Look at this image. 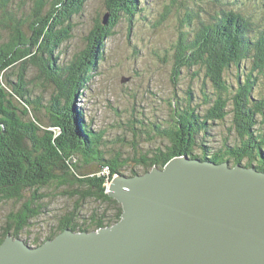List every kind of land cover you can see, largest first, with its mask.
Here are the masks:
<instances>
[{
  "label": "trees",
  "instance_id": "1",
  "mask_svg": "<svg viewBox=\"0 0 264 264\" xmlns=\"http://www.w3.org/2000/svg\"><path fill=\"white\" fill-rule=\"evenodd\" d=\"M87 1L0 0V33L5 34L0 40V204L23 201L6 216L0 244L7 235L19 238L30 220L40 215L38 203L45 194L39 191L44 188L75 199V206L45 238L32 240L33 246L65 229L91 232L115 224L121 206L108 196L107 187L124 168L142 167L127 175L143 174L187 155L264 171V1L248 0L252 5L247 14L239 0H207L199 8L182 4L184 11L177 7L179 26L188 31L180 33L171 48L174 75L183 67L201 73L202 83L212 88L202 96L206 108L192 104L188 90L185 103L168 100L170 115L162 125L132 114L123 125L134 136L128 139L120 131L118 143L109 140L104 130L94 129L93 121L75 104L96 64L104 59L106 41L115 35L121 19L132 22L138 0H102L104 10L96 13L86 33V49L62 63L60 48L72 38L75 20L84 15ZM105 14L109 19L103 25ZM89 49L92 53L87 55ZM232 66L237 88L234 83L228 85L225 75ZM31 70L35 72L30 77ZM209 121L222 122L238 142L231 145L226 136L222 148L207 151L201 140ZM139 135L151 140L148 151L142 152L138 145ZM124 144L133 155L122 152ZM197 149L202 153L196 154ZM91 165L97 169L84 170ZM26 191L31 192L29 198ZM88 202L98 206L82 217Z\"/></svg>",
  "mask_w": 264,
  "mask_h": 264
},
{
  "label": "water",
  "instance_id": "2",
  "mask_svg": "<svg viewBox=\"0 0 264 264\" xmlns=\"http://www.w3.org/2000/svg\"><path fill=\"white\" fill-rule=\"evenodd\" d=\"M109 15L103 16V25ZM119 220L32 247L7 235L0 264H264V171L181 155L114 174Z\"/></svg>",
  "mask_w": 264,
  "mask_h": 264
},
{
  "label": "rangeland",
  "instance_id": "3",
  "mask_svg": "<svg viewBox=\"0 0 264 264\" xmlns=\"http://www.w3.org/2000/svg\"><path fill=\"white\" fill-rule=\"evenodd\" d=\"M173 1L176 3L174 6ZM239 1L245 8L243 14H247L248 6L252 3L248 0ZM206 2L207 0H138V10L132 22L121 19L115 29V35L106 41L104 59L96 64L91 81L88 82L83 96L78 99V104H75L76 107L84 110L88 121H93L94 129L104 130L109 140L115 139L117 143L119 142L117 136L121 135L120 131L125 132L126 138L131 139L134 133L132 131L130 133L123 124L132 118V114L146 122L149 120L154 124L159 122L162 125L170 115L168 100L185 103L189 97L186 93L188 90L191 91L192 104L201 105L203 110L206 108L201 100L203 94L212 92L211 85L203 84L200 78L201 73H193L195 69L183 67L176 77L172 59L174 51L171 49L179 34L188 31V28L179 26L180 16L176 13L177 7L182 6L181 11H184L183 5L185 4L188 6L192 4L199 8ZM103 10L102 0L87 1L84 15L75 20L72 38L60 48L62 63H67L73 54L86 49L87 43L84 40L86 33L96 13ZM253 13L255 14L254 11ZM4 35L0 33V40L5 38ZM90 53H92L91 49L86 54ZM34 72L31 70L30 77ZM226 74L228 85L234 83L237 88L235 67L232 66L231 71H227ZM261 86L263 92L264 85ZM253 95L256 97L259 95L257 89ZM219 122L215 121L214 124L211 121L208 122L210 127L207 129L205 139L201 140V143L207 146V151L222 148L223 139L226 136L231 138L229 144L233 145L238 142L235 140L236 135L234 133L230 135L227 127ZM259 126L257 124L256 127ZM152 135L153 132L150 130V136ZM148 138L139 135L137 139L138 145L144 150L142 152L148 151L152 145ZM115 146L118 147V145ZM122 152H129L133 155V152L129 150V145L126 144L122 145ZM195 152L196 154L202 153L199 149ZM96 169L97 166L91 165L84 170L92 172L91 170ZM138 169L142 167L124 168L125 171L121 172L127 175L131 170ZM55 191L52 187L39 191L45 194L44 199L38 203L41 213L37 218L30 220L29 225L19 234V239L27 240L28 245L33 246L32 240L45 238L54 230L61 216L73 210L75 199L60 196ZM30 194V191L25 193L27 198ZM22 202L4 201L0 204V232L3 226H7L6 216L20 207ZM96 206L98 205L93 202L86 203L82 208L81 216H88Z\"/></svg>",
  "mask_w": 264,
  "mask_h": 264
},
{
  "label": "bare ground",
  "instance_id": "4",
  "mask_svg": "<svg viewBox=\"0 0 264 264\" xmlns=\"http://www.w3.org/2000/svg\"><path fill=\"white\" fill-rule=\"evenodd\" d=\"M177 157V156H176ZM207 160V159H206ZM211 161V160H210ZM259 171V170H258ZM45 243V242H44ZM44 243H42V245L44 244ZM32 247H37V246H32Z\"/></svg>",
  "mask_w": 264,
  "mask_h": 264
},
{
  "label": "clouds",
  "instance_id": "5",
  "mask_svg": "<svg viewBox=\"0 0 264 264\" xmlns=\"http://www.w3.org/2000/svg\"><path fill=\"white\" fill-rule=\"evenodd\" d=\"M11 236V235H10ZM13 237V236H12ZM14 238V237H13ZM19 239V238H18Z\"/></svg>",
  "mask_w": 264,
  "mask_h": 264
}]
</instances>
